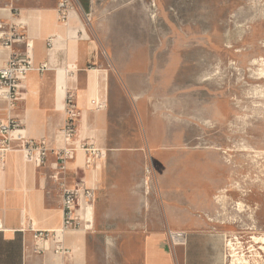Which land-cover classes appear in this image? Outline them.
I'll use <instances>...</instances> for the list:
<instances>
[{"label": "rangeland", "instance_id": "1", "mask_svg": "<svg viewBox=\"0 0 264 264\" xmlns=\"http://www.w3.org/2000/svg\"><path fill=\"white\" fill-rule=\"evenodd\" d=\"M11 3L0 0V6ZM73 3L87 37L99 44L100 66L110 72L111 102L97 105L110 111L104 154L110 178L118 153L130 152L125 162L119 159L122 166L116 165V169L135 182L132 195L138 209L146 210L148 198L160 196L157 151H163V156L179 151V162L187 165L190 174L193 162L207 159L215 151L214 161L231 171L228 184L217 196V209L227 213L230 225L226 264L234 259L262 264L264 0ZM5 56V52L0 54V58ZM6 107L8 101L0 97V118ZM173 156L169 155V161ZM217 165L218 169L222 166ZM148 166L156 169L153 175L146 172ZM110 202L115 201L106 195L109 209ZM136 213L130 224L145 225L143 212ZM100 220L98 223L96 201L90 246L94 257L106 259L111 252L107 243L116 246L130 235L112 233L125 220Z\"/></svg>", "mask_w": 264, "mask_h": 264}, {"label": "crops", "instance_id": "2", "mask_svg": "<svg viewBox=\"0 0 264 264\" xmlns=\"http://www.w3.org/2000/svg\"><path fill=\"white\" fill-rule=\"evenodd\" d=\"M59 1L12 0L10 5L0 6V23L25 25L35 64L22 84L18 101L12 108L8 104L0 121L6 122L10 116L18 118L26 137L44 139L51 148L44 163L35 156L30 157L17 141L0 156V264H226L230 225L227 213L217 209L220 203L217 196L229 182L230 169L214 161L216 152L212 151L207 159L193 162L194 170L190 174L187 165L179 162V151L166 149L168 155L163 156V151L150 146L157 151L155 158L160 160V196L148 198V209H138L136 197L132 195L136 191L135 182L120 176V170L116 169V165L122 166L119 159L125 162L132 154L118 153L117 161L113 162V178L105 166L110 111L98 109L97 105L111 102L110 72L100 66L99 44L87 37L77 9L64 22L58 14ZM2 52L6 56L0 58V67L9 58L10 49L0 45ZM43 63L48 66L41 71L39 67ZM70 92H75L82 112L74 144L95 143L103 155L96 166H87L86 153L78 150L59 173L52 150L65 145L62 127L66 118L65 101ZM125 153L130 155L124 157ZM181 153L184 159V152ZM169 155H175L173 161H169ZM217 164H222V168L218 169ZM78 182L95 188L98 223L101 218L110 217L128 223L113 229L114 234L130 236L116 246L107 243L111 252L106 259L94 257L90 246L89 230L93 226L95 203L89 212L80 207V226L64 234V242L71 249L69 254H56L53 241L47 242L43 252L35 250L29 228H60L63 222L61 186H74ZM106 195L115 201L110 202L111 209L105 205ZM138 210L143 212L146 224L133 226L131 218L137 216ZM23 228L26 230L22 231ZM170 230L186 232L187 243L172 246L168 239ZM261 262L264 264V254ZM231 264H243V261L234 259Z\"/></svg>", "mask_w": 264, "mask_h": 264}, {"label": "built area", "instance_id": "3", "mask_svg": "<svg viewBox=\"0 0 264 264\" xmlns=\"http://www.w3.org/2000/svg\"><path fill=\"white\" fill-rule=\"evenodd\" d=\"M74 9L76 8L73 0H60L58 3L60 19L67 22ZM0 45L10 49L9 58L0 67V97L5 98L12 108L20 97V90L26 76L35 69L32 55L33 45L23 23H8L6 26L3 22L0 23ZM47 66V63H43L39 69L44 71ZM81 115L76 94L70 92L65 101L66 118L62 127L65 145L52 150L56 157V170L59 173L65 170L67 162L75 156L78 150H83L86 153L87 166L96 165L97 160L103 155L102 150L95 143L79 142L74 144ZM15 141L19 142V145L30 157H37L41 163H44L49 156L51 148L47 141L26 137L22 130V122L18 118L10 116L6 122L0 121V156L10 149ZM152 171V166L146 168V172L150 175H152ZM61 188L63 209L61 227L46 230L34 229L32 226L29 228L33 232L37 252H43L47 242L53 241L56 254H69L71 249L64 242V234L68 230L80 226L81 216L78 213L80 207L83 206L87 212L92 211L94 207L95 188L88 187L83 182H78L74 186L62 184ZM25 230V228L22 229V231ZM168 239L172 246L185 245L188 235L184 231L170 230Z\"/></svg>", "mask_w": 264, "mask_h": 264}, {"label": "bare ground", "instance_id": "4", "mask_svg": "<svg viewBox=\"0 0 264 264\" xmlns=\"http://www.w3.org/2000/svg\"><path fill=\"white\" fill-rule=\"evenodd\" d=\"M264 78V76H262Z\"/></svg>", "mask_w": 264, "mask_h": 264}]
</instances>
